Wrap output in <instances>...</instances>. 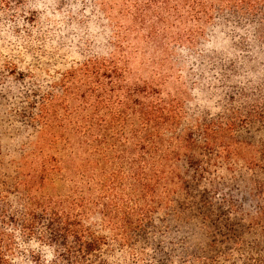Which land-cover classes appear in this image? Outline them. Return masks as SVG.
Segmentation results:
<instances>
[{
    "label": "trees",
    "instance_id": "16d2710c",
    "mask_svg": "<svg viewBox=\"0 0 264 264\" xmlns=\"http://www.w3.org/2000/svg\"><path fill=\"white\" fill-rule=\"evenodd\" d=\"M55 1L101 19L105 52L48 79L8 64L21 89L0 95V116L31 137L10 162L0 145V264H264V243L202 187L199 157L252 146L237 135L264 122V0ZM179 52L222 120L165 94Z\"/></svg>",
    "mask_w": 264,
    "mask_h": 264
},
{
    "label": "rangeland",
    "instance_id": "374dc122",
    "mask_svg": "<svg viewBox=\"0 0 264 264\" xmlns=\"http://www.w3.org/2000/svg\"><path fill=\"white\" fill-rule=\"evenodd\" d=\"M78 8L70 10L67 2L62 7L55 0H27L19 11L0 8V95L8 91L14 94L20 87L16 75L9 74L13 73V68H8L10 63L18 74L48 79L56 77L64 67L81 60L83 54L94 51L96 47L105 52V24L97 15L90 11L83 14L84 11ZM32 9L39 14L34 24L29 22L33 17ZM24 10H29L30 18L24 15ZM187 55L175 54L173 70L166 72L170 80L165 83V94L185 102L188 117L192 119L205 116L214 121L222 120L226 115L225 107L216 103L210 93L205 94L199 76H195V60ZM137 69L143 77L149 78L146 67L139 63ZM1 100L0 96V104H3L0 112L9 104V101L3 103ZM6 108L11 110L8 106ZM13 125V119L0 116L1 159L6 162L18 159L16 147L31 137L27 131L17 133ZM249 127L251 130L243 129L237 136L252 146L235 145L229 149L230 153L223 152L219 158L215 153L206 152H200L199 157L206 170L202 187L215 191L216 203L232 211L238 223L247 227L244 238L249 235L248 240L255 244L264 243V122H256ZM225 136V142H229L230 134ZM256 253L262 254V251L249 247L241 252L245 255ZM234 257L240 264L241 255L235 253Z\"/></svg>",
    "mask_w": 264,
    "mask_h": 264
}]
</instances>
